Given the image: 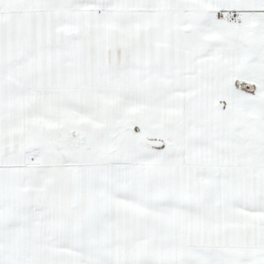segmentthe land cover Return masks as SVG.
<instances>
[{
    "label": "snow or ice",
    "instance_id": "snow-or-ice-1",
    "mask_svg": "<svg viewBox=\"0 0 264 264\" xmlns=\"http://www.w3.org/2000/svg\"><path fill=\"white\" fill-rule=\"evenodd\" d=\"M0 264H264V0H0Z\"/></svg>",
    "mask_w": 264,
    "mask_h": 264
}]
</instances>
